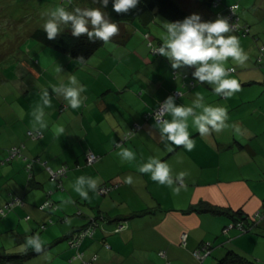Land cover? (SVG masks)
I'll return each instance as SVG.
<instances>
[{"label":"crops","instance_id":"crops-1","mask_svg":"<svg viewBox=\"0 0 264 264\" xmlns=\"http://www.w3.org/2000/svg\"><path fill=\"white\" fill-rule=\"evenodd\" d=\"M238 1V13L250 25L255 39L229 33L240 39L248 53L246 68H239L238 75L234 76L235 68L230 66L234 69L231 76L240 83L244 79L240 91L231 97L217 95L207 82H199L193 75H181L187 74L188 68L193 72L194 66L178 68L179 74L173 77L169 59L150 52L143 37L150 27L139 20L116 22L119 32L85 61L49 51L55 57L48 65L47 50L42 48L36 50V66L24 60L28 74L27 84L19 88L26 101L21 104L22 124L17 123L18 111L12 107L7 112V122H0V206L12 195L22 196L24 201L0 218V249L23 252L26 237L35 233L45 241L44 251L25 264H75L71 260L75 248L68 245L67 238L93 217L97 218V227L79 245L91 264H215L229 249L259 261L264 258L254 251L264 239V219L255 225L256 231L242 233L231 227L224 233L222 228L233 222L230 216L188 211L200 200L216 207L240 209L246 215L264 209V101L241 98L255 87L264 90V84L259 85L264 83V0ZM213 19L214 13L208 10L202 17ZM159 29L157 35L149 32L155 43H162L164 30ZM56 75V85L76 75L86 86L80 108L71 109L60 93L51 90L55 84L49 81H54ZM38 81L42 82L37 84ZM45 87L50 88L52 101L46 108L49 126L39 129L34 126L33 111L41 103L40 91ZM173 89L182 92L175 99L178 104H191L199 94L208 104L225 106L228 127L201 136L190 123L195 147L188 151L176 145L169 152L156 123L144 121L142 114ZM241 110L244 117L239 115ZM136 122L142 128L116 145ZM58 125L64 127L63 134L56 135ZM27 129H39L43 137L29 139ZM20 142L24 145L23 156L39 157L32 164L35 187L26 185L23 157L2 161L8 148ZM122 147L131 148L136 159L123 160L119 156ZM86 149L98 156L91 165L84 162ZM150 156L169 163L174 176L187 172V188L176 195L171 187L152 180L149 173H141L139 165ZM43 162L53 169L68 166L62 190L55 189ZM80 175L98 178V186L111 182L117 186L104 195L97 189L89 190L85 200L73 188ZM129 176L132 183L126 182ZM48 191L58 203L55 212L37 207ZM65 215L67 221H60ZM49 218L52 223L39 230V223ZM204 242H210L212 249L207 257L198 260L192 252ZM48 254L51 260L44 259Z\"/></svg>","mask_w":264,"mask_h":264},{"label":"clouds","instance_id":"clouds-1","mask_svg":"<svg viewBox=\"0 0 264 264\" xmlns=\"http://www.w3.org/2000/svg\"><path fill=\"white\" fill-rule=\"evenodd\" d=\"M99 3L106 7L109 0H99ZM111 3L113 9L120 13L136 7L139 0H111ZM43 15L45 19L42 29L50 40L55 39L65 28H70L74 36L87 34L90 40L98 38L108 44L119 32L117 23L108 17L103 7H71V0H68V3L58 4ZM162 27V44L155 51L167 57L172 68L194 66L193 77L199 82H207L217 95L231 97L240 91V81L230 75L225 62L231 58L243 65L248 61V53L242 47L240 39L234 34H229L233 28L227 19L217 17L213 20H202L200 14L192 13L182 20L162 22ZM57 71L61 72L60 68ZM67 81L52 86L51 90L60 93L71 109H78L82 105V93L85 92L86 86L76 75L68 76ZM49 89H41V103L33 111L34 126L39 129L49 126L46 112V108L52 103ZM228 116L225 106L208 104L199 94L191 104H178L175 97L169 95L154 113L160 139L169 152L173 151L176 145H182L188 151L195 147V141L189 131L190 123L203 136L228 127ZM64 131L61 125L55 128L56 135L63 134ZM119 156L125 161L136 159V153L128 147H122ZM139 171L149 173L152 180L171 187L176 195L180 194L182 188H187L185 177L188 173L181 171L174 176L170 164L157 156H150L142 162ZM98 182V178L80 175L76 178L73 188L80 197L87 200L89 190L95 191ZM126 182L132 183V177H127ZM47 206V203L43 205ZM44 247L45 241L39 234L28 235L24 241L25 249L42 252ZM51 258L50 254L44 257L45 260Z\"/></svg>","mask_w":264,"mask_h":264},{"label":"trees","instance_id":"trees-1","mask_svg":"<svg viewBox=\"0 0 264 264\" xmlns=\"http://www.w3.org/2000/svg\"><path fill=\"white\" fill-rule=\"evenodd\" d=\"M58 1L60 3H68V0H58ZM78 1H80V0H71V7H74L76 2H78ZM93 1L96 4H98L100 7H103L104 11L107 13L108 17L114 22L139 20L140 22H142L143 25H148L150 22L155 20L154 17L162 16L165 19H167V21H177V20H182L186 16L190 15V13L180 5V2L178 0H139V3L136 5V7L129 9L127 12H120V13H117L113 9L111 0H109V4L106 7L101 5L99 3V0H93ZM200 2L203 4V6L206 9L218 8L216 10V12L214 13L215 18H217V17L225 18V16H227V14L229 13L228 7L232 4H236L237 7L234 9V18H232L230 20L228 19V22L230 25L232 22L233 23L235 22L237 24V28L233 29L232 32H235V33L242 35V36H251L255 39V36L251 33L250 25L247 22L243 21L239 15V13H238V5H239L238 0H228L227 2H225V0H200ZM245 27L248 29L247 31H245ZM149 34H150L149 32H144L143 37L147 42V46H148L150 52L156 56L161 55L158 52H153L152 47L153 46L159 47L162 43H160V42L155 43ZM148 35H149V37H147ZM30 36L33 40L38 42L37 45H40L39 47L36 48V50L38 48L56 50L60 53H65V54L69 55L70 57H72L76 60H79V61L87 60L103 44V41L98 39V38L94 39V40H90L88 38L87 34H81L78 37L74 36L72 34V31L70 28H65L62 32H60L57 35V37L55 39H51V40L48 39L46 32L41 28L33 29L30 33ZM148 41H151V44H150L151 47L148 44ZM36 50L33 49L32 52L29 51L31 54L29 56H26V59H27V60H25L26 63L28 62L31 65H35V66L38 64L37 60L33 59L34 57L36 58V55H37ZM26 63H25V65H26ZM262 66H264V65H262ZM25 69H27V68L25 67ZM228 69H229V71H234V69L232 67L231 68L229 67ZM26 72L28 74L27 70H26ZM186 72H187V74H181V75H183V76L192 75V70L190 68H188V71H186ZM172 74L174 75L173 77H175L179 73L177 72V69H173ZM192 84H193V82L191 83V85ZM174 90H177V89L171 90L166 95V97L164 99H162L161 101L158 102V104L156 106H154V107L150 108L149 110H146L145 112H143V114H142L143 120L144 121L151 120L154 123H156V121L153 117V111L157 108V106L162 101H164L169 95H171V92ZM178 97L179 96L175 97V99H177ZM137 126H138V128H137ZM141 128H142V124H139L137 122L133 123L131 125V127L129 128V130H127L125 132L127 135L125 138L126 139L129 138L130 136H132L135 132H137ZM28 131H31L33 133V136L28 135V133H27ZM38 132L41 133V136L36 137ZM25 135L27 138L32 139V140H37V139H40L43 137V133L39 129H27L25 131ZM125 138H122L121 142H123V139H125ZM116 145H118V144H116ZM23 146L24 145L21 142L19 144L11 146L10 148L14 147L17 151L13 156H10V153H9L10 148H8L7 156L2 161L3 162H5V161L10 162L13 158L23 157L25 160L24 161V169H25L26 176H27L26 177V185L28 187H31V186L35 187L37 184H36V182L34 183V180H33L32 164H33V162H36V161L38 162L39 157H29L28 158L26 156H23V154H22ZM88 152H91L92 154H94L91 150L86 149L84 151V162L87 165H91L97 160L98 156L96 154H94V156H96V159L93 162L89 163L87 161V153ZM43 164H44V167H45V169L49 175L50 180H52L54 183L55 189L62 190L64 188L63 187V179L66 176L68 166L66 164H62L59 167H57L56 169H53V168L47 166L44 162H43ZM58 170L59 171L61 170L62 173L58 174L56 172ZM105 184H110V183H105ZM105 184L99 185L97 187V191L99 192V188ZM46 193H47V195H45V198L41 201L40 204L37 205V207L41 210H44V211L47 210L49 212H55V210L58 209V203L56 201H54L49 196V194L51 192L48 191ZM105 194H107V193H105ZM23 201L24 200H23L22 196L12 195L7 201H5L0 206V208H1L4 206V204L12 202V204L10 206H8V208H4V212L2 214L0 213V218L3 217L4 215H6L7 212L13 210V208L16 205L22 204ZM45 203H47V205H48L47 207H43V205H45ZM188 211L226 214V215L230 216L234 222L235 221H243L244 223H252L253 222V221H251V219L249 217H247L248 215L243 213L240 209L230 210V209H225V208H221V207H216V206H213V205H211V204H209L203 200H200L196 204L189 206ZM80 214H81V212L78 211L77 215H80ZM28 217L29 216H27L26 219H28ZM67 218H68V216H66V215L61 216L60 221L61 220L67 221ZM96 221H97V218L88 217L87 223L81 227L76 228V230H74L69 235V237L67 238L68 243H69L68 245L70 247L75 248L73 251V254L71 256V260H74L75 264H91L92 260L91 259H89V260L85 259L83 256V252L79 249L80 242H81V240H83V238L85 236L80 238L79 243L73 244V245H71L70 239L74 236L75 233H79V232L86 230V229L92 230V233H93L95 228L97 227ZM47 223H52V220L49 218L48 221H45L43 223H39L38 229L39 230L45 229L47 226ZM223 228H222V230H223ZM254 228H255V226H254ZM33 234H35V233H33ZM90 236H92V235H90ZM17 237H18L17 241H19V239L21 240V237L19 235ZM206 244H207V246H205ZM197 248L200 250V252L202 254H204V252L206 250H209V253L207 255H205L204 257L198 258V260H203L205 257H207L210 254L211 249H212V245L210 242H204L201 245H199ZM39 253L40 252H35L31 248L25 249L23 252H18V253H8V252L0 249V264H25V261L27 259H29V258H31L34 255L39 254ZM93 258H95V256ZM215 264H262V263H260L259 260H256V259H254L248 255H245L241 252H237L234 249H229L226 251V253L221 258H219L216 261Z\"/></svg>","mask_w":264,"mask_h":264},{"label":"rangeland","instance_id":"rangeland-1","mask_svg":"<svg viewBox=\"0 0 264 264\" xmlns=\"http://www.w3.org/2000/svg\"><path fill=\"white\" fill-rule=\"evenodd\" d=\"M178 1L180 2V5L190 14L198 13L201 18L207 13V10L215 13L218 9H206L200 0ZM58 4H61L58 0H0V122H7V112L12 107L16 108L18 111V120L16 119L17 123L22 124V120L20 119L23 117L21 104H26V101L22 96V90L19 88L27 84V72L24 67L26 66L24 64V60H27L26 56L31 54L29 51L32 52L33 49L36 50V48L40 46L37 45L38 42L31 38L30 33L35 28L42 29L45 19L43 14L56 7ZM75 6L100 7L93 0H80L76 2ZM165 20L167 19L159 16L154 21L150 22L148 24L150 27L149 32L153 35H157V31H161L159 27H162V22H165ZM46 50L47 63L50 65L49 63H51V60L55 57L52 56V53L57 54V51L51 49ZM49 51H52V53L49 54ZM60 55H63V53H60ZM33 59L37 60L35 57ZM55 61H57V59ZM230 66L235 68V72H233L234 76L238 75L239 68L243 70L246 68L245 64H237V62L231 58L225 62L226 68H229ZM56 80L57 75L55 76L54 81H49L50 85H56ZM243 81L244 79L241 81V85L243 84ZM39 82L42 81H38L37 84ZM263 84L264 83L262 81L259 83L260 86H263ZM255 88L256 89L253 92L251 90H247L246 92L248 95H241V98L244 100L252 99L258 102L264 101V90L262 89L260 91L259 87ZM239 115L244 117V110L239 111ZM241 120H243L245 124L249 123L246 119ZM255 229L256 227L252 231ZM254 251L256 254L264 256V239H261ZM259 262L264 264V258H262Z\"/></svg>","mask_w":264,"mask_h":264},{"label":"built area","instance_id":"built-area-1","mask_svg":"<svg viewBox=\"0 0 264 264\" xmlns=\"http://www.w3.org/2000/svg\"><path fill=\"white\" fill-rule=\"evenodd\" d=\"M236 7H237L236 4H232V5H230L228 7L229 8V13L227 14V16H225V19H227V20L229 19L230 20V19L234 18V9ZM231 26H232L233 29H236L237 28V24L235 22L234 23L232 22L231 23ZM247 30L248 29L245 27V31H247ZM147 37H149V35ZM148 44L150 45L151 44V41H148ZM156 48H158V47L153 46L152 47V51L153 52H157V51H155ZM260 50L261 51L263 50V47L262 46L260 47ZM262 65H264V61H263ZM180 94H181V91H179V90H174V91L171 92V95L174 96V97H177ZM159 105L153 111V117H154L155 111H157L159 109ZM137 128H138V126H137ZM27 133H28V135L33 136V133L31 131H28ZM37 136H41V133L38 132V134L36 135V137ZM120 143H121V140L118 141V142H116V144H120ZM16 152L17 151H16V149L14 147H12V148L9 149L10 156H13ZM95 159H96V156H94V154H92L91 152H88L87 153V161L89 163L90 162H93ZM56 172L58 174L59 173H62L61 170L60 171L58 170ZM116 186H117V184L115 182H111L110 184H105V185H103V186H101L99 188V192L101 194L108 193L110 190L114 189ZM11 204H12V202L11 203H7V204H4V206L0 208V213L2 214L4 212V208H8V206H10ZM247 217H249L251 219V221H253V222L252 223H244L243 221H235V222H232V223L224 226V228H223L222 231L223 232H226L231 227H235L239 232H247V231L252 230L254 228V226L256 225V223L260 222L264 218V209L262 211H256L253 214H249ZM90 235H92V230H89V229L83 230V231H81L79 233H75L74 236L70 239V243H71V245L77 244V243H79L80 238H82L84 236H90ZM185 237H186V234L183 233L182 234V238H181V240H182L183 243L185 242ZM205 246H207V244ZM192 253H193V255L195 257L201 258V257H204L205 255H207L209 253V250H206L204 252V254H202L200 252V250L198 248H196V249L193 250ZM160 254H163V251H160Z\"/></svg>","mask_w":264,"mask_h":264}]
</instances>
